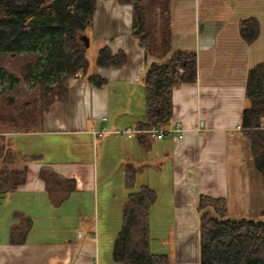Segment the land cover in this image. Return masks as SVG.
Here are the masks:
<instances>
[{"label":"crops","instance_id":"obj_1","mask_svg":"<svg viewBox=\"0 0 264 264\" xmlns=\"http://www.w3.org/2000/svg\"><path fill=\"white\" fill-rule=\"evenodd\" d=\"M111 6H117L118 15L123 13L129 17L127 26L122 27V19L112 12ZM124 7L128 10H123ZM170 9L173 47L191 48L197 54L195 82L180 84L172 91L170 126L175 121L181 122L183 133L166 134L161 139L146 134H119L144 122L142 74L146 59L143 49L131 36V5L96 0L92 24L85 31L88 48H95L94 55L103 45L112 53L123 50L127 61L120 67H97L95 56L88 61L85 73L77 72L70 78L67 100L54 101L40 115L37 128L35 125L26 131L9 130L8 145L26 155L27 171L22 184L0 196L1 202L13 192L44 194L52 187L48 174H53L61 179L56 187L64 186L75 195L62 200L60 212L70 211L71 206L76 225L71 220L67 225L60 224L64 218L52 213L50 209L57 206L51 205L48 198L23 200L20 204L25 214L23 210L18 212L29 220V227L22 239H4V236L0 239V264H120L112 257L110 243L101 247L98 210L95 225L92 222L78 231L79 209L75 206L82 202L80 194L91 196L97 185V158L112 152L111 159L115 157L116 166L121 168V187L129 188L125 184V172L130 166L135 172V181L144 174L147 180L140 185L146 184L155 190L157 198L149 209V220L155 213L157 221L171 222L166 235L169 251L157 245L153 247L150 225L149 248L152 252L167 254L171 264H199L195 209L199 194L222 197L228 208L232 193L233 216L249 218L244 216L249 214L247 209H236V206L246 202L251 209L258 201L259 209L254 208L252 212L264 214L263 182L256 196L247 180L240 179L241 172H234L239 164L232 161L238 159L239 147L236 146L230 158L226 152L233 144L232 137L243 134L238 127L241 112L247 105L244 95L247 72L254 64L264 61V0H171ZM247 17H255L259 22V35L251 44L238 32L239 20ZM92 73L105 78V85H93L88 79ZM59 136L71 137V154L76 153L77 159L43 162L40 147L46 143L40 141L49 142ZM36 137H43L40 143ZM31 141L36 144L28 145ZM83 146L90 147L88 160L78 157ZM161 153L166 156L170 172H161V165H157ZM80 156H84L83 152ZM92 156L96 167L90 162ZM165 185L170 188L171 196L159 203V190ZM124 201L121 202L124 204ZM2 235L0 229V238Z\"/></svg>","mask_w":264,"mask_h":264},{"label":"trees","instance_id":"obj_2","mask_svg":"<svg viewBox=\"0 0 264 264\" xmlns=\"http://www.w3.org/2000/svg\"><path fill=\"white\" fill-rule=\"evenodd\" d=\"M116 1L131 5V36L143 49L145 59L164 58L161 62L145 63L144 122L139 127L170 126L172 91L180 84L195 82L196 51L172 45L171 0ZM95 8L96 0H0V53L36 56L33 63L24 65L21 79L9 74L10 88L22 80L38 93L23 102L14 96H4L5 108L0 112L2 128L30 124L34 115L49 110L54 101L67 100L70 78L77 72L85 73L88 67V46L82 36L92 24ZM238 32L251 44L259 35L258 20L255 17L239 20ZM126 61L123 50L112 53L106 45L98 49L95 57L97 67H120ZM5 74L0 69V78ZM88 79L97 87L106 83L97 73L90 74ZM244 95L247 105L241 112L240 127L249 139L253 165L264 184V61L249 68ZM8 144L7 136L0 134V196L16 189L26 178V155L15 152ZM134 181L135 172L129 166L125 184L131 188ZM156 198L155 190L146 184L128 192L112 247L116 262L171 264L167 254L149 248V209ZM195 209L199 264H264V219L230 216L224 198L205 194L198 195ZM28 227L27 219L25 230Z\"/></svg>","mask_w":264,"mask_h":264},{"label":"rangeland","instance_id":"obj_3","mask_svg":"<svg viewBox=\"0 0 264 264\" xmlns=\"http://www.w3.org/2000/svg\"><path fill=\"white\" fill-rule=\"evenodd\" d=\"M109 5V2L107 3ZM112 7V12L116 15H118V11L116 10L117 6ZM123 10H128L127 7H124ZM121 20L122 27L127 26L129 23V17L123 15H118ZM94 47L90 46L86 50V57L89 62L94 59L96 54H93ZM97 53V52H96ZM35 55L33 54H22V55H15L12 56L10 53H0V69L4 70L6 74L0 78V112H2L5 108L3 97L4 96H14L18 98L19 102H23L25 100H30L32 98H35L38 96L37 90L31 88V84L28 82H24L22 80L18 82H14L16 84L15 87L10 88V82L11 78L9 74H13L21 79V72L24 68V65L28 62L33 63L35 59ZM93 57V58H92ZM95 61V59H94ZM40 115L37 114L34 115V118L31 120L32 122L30 124H25L22 127H16L12 129L8 128H2L0 125V134L8 135V132H4L7 129L12 130L11 132H18L25 130V126L29 128H32L36 125V122H38ZM37 128V125H36ZM4 132V133H2ZM10 132V133H11ZM134 137V136H133ZM13 138V137H11ZM16 138V137H15ZM43 137H36V140L38 143L45 142V146L40 147L44 158H42L43 162L46 161H63L67 162L73 159H77L74 157L76 153L71 154L72 152V145H71V137L70 136H59V137H52V139L48 142L46 139L39 142L40 139ZM18 139H16L17 141ZM14 141V140H13ZM48 142V143H47ZM233 144L229 149L226 150L227 154L229 155V158L231 156V153L235 151L236 146L239 147V153H238V159H234L232 162H238V167L234 170V172H241L240 179L241 180H247V182L250 184V190L253 194L256 196L258 195V189L259 185L263 182L262 176L260 173L255 169L253 165V160L250 153V142L249 139L244 136L241 133H237L234 137H232ZM36 144V142L31 141L28 143V145ZM40 145V144H39ZM84 156H80L82 154ZM114 152L109 153L107 155H103L102 157L99 156L98 165H97V185L95 186L93 192L90 195H83L80 194V200L81 203L75 205L79 209V225H78V231H82L83 229H86L85 227L92 224V222L95 225V222L97 220V210H98V221H99V227L101 232V247L105 244L108 245L110 243V247L112 248L114 239L116 237L117 231L121 226V217H122V205L121 202L123 199L125 200V196L130 191H135L140 187V183H143L146 179L144 174H141V176H138V179L134 181V185L131 188L124 189V187H121L120 184V176L119 172H121V168L117 167L115 164V157L111 159V156ZM78 155V154H77ZM90 154V147L83 146L82 149L79 150L78 157L82 160H88ZM240 157V158H239ZM94 165V157L92 156L91 161ZM157 165L160 166V171L163 172H170V168L167 166L166 162V156L164 153L160 154L159 161L157 162ZM231 166V165H230ZM229 172H231V168H229ZM253 173L255 175H253ZM53 174H48L49 182L52 184V187L47 189L45 193L35 194V193H27L21 195L18 192L11 193L8 198H5L0 202V229L3 230V235L0 239H4L10 237L11 240L16 239H22L25 235V226L27 224V219L24 217L22 213H19L18 211L23 210L24 207L20 204L23 200L26 199H33V198H40L42 196L44 199L48 198L51 205H56V209H50L52 213L61 215L64 219H61L59 221L60 224H65L68 220H71V224L76 225V218L74 217L75 212L73 213L71 206L70 211H62L60 212V208L63 207L64 201H62L65 198H73L75 195L73 193H70V191L66 190V187L63 186V188L56 187V183H60L61 179L57 176H54ZM260 180V183L258 180ZM147 180V179H146ZM96 181V177H95ZM168 185V184H167ZM165 185V188H162L159 190V203L162 201L164 203V200L168 198V196H171L170 188ZM244 189V188H243ZM246 189H244L245 191ZM249 192V190L247 191ZM229 193L231 191L229 190ZM90 196V199H87ZM232 193L229 196V206L227 208L228 214L230 216H233L232 208H231V199H232ZM83 198L85 200L83 201ZM262 198L264 199V193L262 195ZM255 200H257L255 198ZM62 202V203H61ZM256 202V201H255ZM61 203V204H60ZM259 201L254 204L255 209H259ZM74 206V207H75ZM162 207V205H160ZM163 207H166L165 204H163ZM162 207V208H163ZM244 208L247 209V212L249 213L248 216L250 219H254V217H261L260 219H264V214H255L252 210L254 208L250 209V204L243 202L240 207L236 206V209ZM235 209V210H236ZM15 211V212H14ZM51 211L44 210V213H51ZM14 216L12 217V214ZM23 213L25 214L24 210ZM43 212L38 214V218H41ZM74 214V215H73ZM155 213L151 215L149 220L150 225V235L154 246H159L160 249H164L165 251H169V238H167V229L168 225L171 222H160L156 220ZM14 218V220H13ZM61 218V217H60ZM155 218V219H154ZM14 221V222H13ZM13 225L11 226V224ZM164 224V226L162 225ZM161 237L162 240L160 239Z\"/></svg>","mask_w":264,"mask_h":264},{"label":"built area","instance_id":"obj_4","mask_svg":"<svg viewBox=\"0 0 264 264\" xmlns=\"http://www.w3.org/2000/svg\"><path fill=\"white\" fill-rule=\"evenodd\" d=\"M241 129V127H238ZM99 132H94L97 135ZM183 133L181 122L175 121L169 127H161L157 125H151L146 128L129 127L119 132V134L131 135V134H146L151 138L161 139L166 134L181 135Z\"/></svg>","mask_w":264,"mask_h":264},{"label":"water","instance_id":"obj_5","mask_svg":"<svg viewBox=\"0 0 264 264\" xmlns=\"http://www.w3.org/2000/svg\"><path fill=\"white\" fill-rule=\"evenodd\" d=\"M82 40L84 42H86V46H88L89 42H88V39L85 36H82ZM161 61H164V58L163 59H157V58L152 57V56L146 57V63L147 64H151L152 62H161ZM204 210L205 209H202V211H204Z\"/></svg>","mask_w":264,"mask_h":264}]
</instances>
